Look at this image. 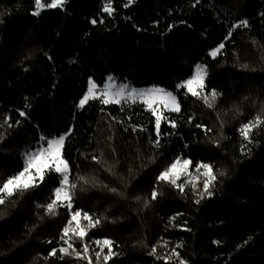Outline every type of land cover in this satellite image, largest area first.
<instances>
[{
	"label": "trees",
	"instance_id": "1",
	"mask_svg": "<svg viewBox=\"0 0 264 264\" xmlns=\"http://www.w3.org/2000/svg\"><path fill=\"white\" fill-rule=\"evenodd\" d=\"M105 2L68 0L63 9L33 16L34 0H0V123L9 116L14 125L0 127L6 137L0 180L23 168V154L41 135L53 138L71 128L63 155L77 184L73 210L103 218L86 241L114 240L119 255L109 264H164L148 254L151 248L166 256L177 244L186 264H264V125L253 130L252 143L239 132L255 116L264 118V0H200L195 7V0H135L128 8L126 0H113L112 16L101 11ZM245 19L250 26L236 29L222 54L211 58L208 52L225 41L230 26ZM200 62L208 70L205 92L221 93L213 108L176 92ZM110 74L134 87L176 93L181 113L165 114L178 128L162 123V132L171 134L159 148L152 143L154 118L140 104L103 112L98 101L76 107L89 77L102 85ZM130 124L147 131L133 133ZM177 156L191 159L199 178L198 162L213 166L211 198L197 204L190 184L183 194L160 184L161 195L151 201L155 176ZM59 179L51 173L42 187L0 206V264H82L72 257L44 259L62 245L69 219L66 208L50 216L37 207L50 202ZM197 184L202 189L203 182ZM73 244L82 246L78 239Z\"/></svg>",
	"mask_w": 264,
	"mask_h": 264
},
{
	"label": "snow or ice",
	"instance_id": "2",
	"mask_svg": "<svg viewBox=\"0 0 264 264\" xmlns=\"http://www.w3.org/2000/svg\"><path fill=\"white\" fill-rule=\"evenodd\" d=\"M68 0H34V10L32 11L33 16H40L44 10H58L63 9L67 4ZM135 3V0H126L124 7L128 8ZM200 0H195L193 7L198 5ZM101 11L106 13L108 16H112L115 9L113 7V0H106ZM264 15V14H262ZM93 25L97 23L96 19L91 21ZM103 23V20L100 21ZM248 20H240L238 23H234L230 26L229 32L225 37V41H222L217 47L211 49L208 55L216 59L218 55L222 54V50L225 48V42L230 40L233 32L239 28H248ZM174 25L169 26V30ZM242 67H247L243 65ZM27 70V69H26ZM208 76V70L205 65L198 64L195 66L194 74L182 82L177 83L176 92L184 90L185 96H191L197 100H202L208 108H213L216 104L217 98L221 95L217 90L213 89L211 92L206 93V78ZM98 101L102 106L101 111L108 106H120L121 111L124 110L125 105H137L143 106L145 112L150 113L151 117L154 118V134L155 139L152 142L155 147L159 148L161 145L162 136L170 135L171 133L162 132V123L168 124L172 129L178 128V122L175 119H171L168 114H180L181 104L178 100L176 93L168 91L162 87L153 86L147 89H137L132 87L127 82H118L117 78L108 76L105 83L100 86L93 78L89 77L88 87L84 92L82 98L79 99L76 107L80 110L85 109L90 102ZM19 117L27 119V113L23 110L19 111ZM115 119V117H113ZM130 120L131 117H128ZM11 117H3V122L0 123V127L5 125L11 129L14 125L10 122ZM193 122L192 117H188V123ZM21 120L18 119L15 125H20ZM264 125V118L261 115L255 116L253 120L248 121L241 125L239 132L245 141L252 143L253 130ZM133 133L147 131L146 128L138 125L130 124ZM195 127L200 128L206 132H210L211 129H207L202 124H196ZM223 127V125H221ZM128 129L126 128L125 131ZM71 128L68 133L61 134L58 137L47 138L43 135L40 136L37 141V147L30 149L23 154L24 166L23 168L15 173L14 175L8 176L5 179L0 180V206L7 204L12 198L17 195H23L27 192L35 191L42 187L49 174L55 173L60 179L58 186L52 191V198L46 205H37V207H43L47 215L56 216L58 208H66L68 210L69 219L63 227L60 235L62 245L57 248H52L49 251L48 256L44 257L47 261L50 258L57 257L63 260L65 257H72L78 261H84L86 264H109L119 253L114 251L113 246L116 242L110 238L95 239L91 242L86 241V237L92 229L97 228L103 218H94L88 212L82 209H74V198L77 184L72 183L71 171L69 162L64 158L63 151L65 141L68 135L71 134ZM6 139L3 133H0V142ZM187 146V145H186ZM93 160H97L95 156ZM193 162L189 158H183L177 156L166 168L159 171L158 175L155 176L154 185L151 191V201H156L161 193L157 190V185L167 184L174 188H177L182 194L185 192L186 187L190 184L194 194L198 195L199 199L196 203L199 204L201 200L205 198H211L214 195L213 189L217 181V174L211 164L198 162L195 165V172L200 173L203 177V187L198 190L197 180L198 176H194L193 172L190 171ZM201 169L203 170L201 172ZM220 176L224 173L220 172ZM80 179L86 184L87 180L83 177ZM183 181V182H181ZM111 192H116L117 189H109ZM137 200L140 197H136ZM149 200H144V206L148 207ZM175 220V217L170 218ZM84 221H87L85 224ZM79 240L81 242V248L77 249L74 247L73 241ZM51 243V241H48ZM90 243L95 244L98 251H95L90 247ZM219 243V241H214ZM247 243V242H246ZM167 242H165L166 246ZM181 245L177 244L176 247L172 248L170 253L166 256L157 255V247L153 246L151 251L148 253L150 256L155 257L157 260H163L164 264H186V261L180 258V254L177 249ZM105 249L107 252L105 253ZM59 253V256L57 254ZM93 256L95 259H93Z\"/></svg>",
	"mask_w": 264,
	"mask_h": 264
},
{
	"label": "rangeland",
	"instance_id": "3",
	"mask_svg": "<svg viewBox=\"0 0 264 264\" xmlns=\"http://www.w3.org/2000/svg\"><path fill=\"white\" fill-rule=\"evenodd\" d=\"M198 64H202V65H205V64H203V63H197L196 65H198ZM195 65V66H196ZM195 66H194V68H193V71H192V73H191V75L188 77V78H190L193 74H194V71H195ZM108 76H113V77H115V78H117L116 76H114V75H112V74H110V75H108ZM107 76V77H108ZM107 79V78H106ZM117 81L118 82H123V81H120V80H118V78H117ZM105 83V82H104ZM103 83V84H104ZM102 84V85H103ZM102 85H100V86H102ZM132 87H134V86H132ZM150 87H153V86H143V87H135V88H137V89H147V88H150ZM157 87H159V86H157ZM167 90V89H166ZM168 91H171V90H168ZM171 92H173V91H171ZM56 137H58V136H56ZM23 161H24V158H23ZM203 170L201 169V172H202ZM196 174H200V173H196ZM200 176V178L196 181L197 183H199V182H203V180H202V176L201 175H199ZM200 184H202V183H200ZM84 223L86 224L87 223V221H84ZM94 245V248L93 249H95V244H93ZM93 259H95V257L93 256ZM82 264H86V262H84V261H82Z\"/></svg>",
	"mask_w": 264,
	"mask_h": 264
}]
</instances>
